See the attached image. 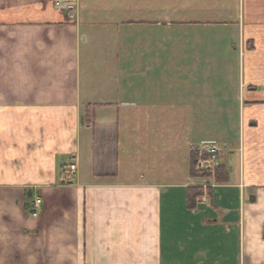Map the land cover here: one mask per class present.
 Wrapping results in <instances>:
<instances>
[{
  "label": "crops",
  "instance_id": "obj_1",
  "mask_svg": "<svg viewBox=\"0 0 264 264\" xmlns=\"http://www.w3.org/2000/svg\"><path fill=\"white\" fill-rule=\"evenodd\" d=\"M0 264H264V0H0Z\"/></svg>",
  "mask_w": 264,
  "mask_h": 264
},
{
  "label": "built area",
  "instance_id": "obj_2",
  "mask_svg": "<svg viewBox=\"0 0 264 264\" xmlns=\"http://www.w3.org/2000/svg\"><path fill=\"white\" fill-rule=\"evenodd\" d=\"M216 142L213 141H203L198 144H194L192 150L195 153V159H194V170L198 174H205L207 177V181H205L206 178L202 179L203 182L198 185L199 187L203 188H211L212 181L214 177V173L216 170V167L218 166V151H220L219 148H217ZM76 173V166L74 164H71L66 171L62 175V181L65 183H70ZM41 204V201L35 200V203L33 205L34 208H39ZM35 211V210H34ZM36 215V212L33 214Z\"/></svg>",
  "mask_w": 264,
  "mask_h": 264
},
{
  "label": "rangeland",
  "instance_id": "obj_3",
  "mask_svg": "<svg viewBox=\"0 0 264 264\" xmlns=\"http://www.w3.org/2000/svg\"><path fill=\"white\" fill-rule=\"evenodd\" d=\"M154 2H155V4H156V6L157 5H159V4H161L162 2H163V0H154ZM144 32L145 31H148V33H150L151 32V35H152V37L153 38H159V37H161L162 35L165 37V38H168L169 39V36L171 35V36H176V37H179L180 36V38L179 39H182L183 37V34H181V35H179V31H180V29L179 28H176V27H174V28H169V29H166L165 31L164 30H162L161 31V33H158V29H156V27L155 26H152V27H150V28H148V29H144L143 30ZM158 34H161V36H158ZM184 35H186V36H189V34H187V33H184ZM163 37V38H164ZM162 38V37H161ZM207 46L206 45H204V49L206 48ZM138 51H139V53H151V52H153L152 50H151V48L150 47H147V48H144L143 49V47H138ZM153 58L156 60V58H155V55H153ZM155 60H152V61H155ZM144 62H146V61H144ZM154 64H155V62H154ZM156 68H160V69H162V68H170V66H166V64H161V63H159V64H157L156 65ZM208 120H211V117H208L207 119H206V121H208ZM206 133H208V132H206ZM213 142H216L215 144H216V146H217V148H219L220 149V151H218V162H219V164H218V166L216 167V170H215V173H214V177H213V181H212V186L211 187H214L215 185H216V183H217V177H218V175H220V173L218 172L219 170V168H220V166H221V164H220V156H221V154H223V153H225V152H227V151H232V152H235L236 151V149H232L231 147H227V145L226 144H223L222 145V143H220V142H217V141H213ZM193 146L194 145H190V147H189V155H190V158H192V167H193V171L195 172V170H194V165H193V163H194V159H195V153L192 151V150H190L191 148H193ZM238 152H240V149H239V151ZM195 174H196V172H195ZM203 175H205V174H203ZM207 176L205 175L202 179H204V178H206ZM201 178L200 179H196L195 181L197 182V184L198 185H200L202 182H203V184L202 185H204L205 183H204V180H202ZM205 181H207V178L205 179ZM200 189H201V191H202V193H204L206 190H208L209 189V187L208 188H205V187H203V188H201L200 187Z\"/></svg>",
  "mask_w": 264,
  "mask_h": 264
},
{
  "label": "trees",
  "instance_id": "obj_4",
  "mask_svg": "<svg viewBox=\"0 0 264 264\" xmlns=\"http://www.w3.org/2000/svg\"><path fill=\"white\" fill-rule=\"evenodd\" d=\"M87 111H86V115H87ZM192 158H190V176L193 178V179H202L205 175L203 174H198L193 171V167H192ZM220 175H218L217 177V180L218 181H223L225 179V177L223 176L225 174V169L220 166V168L218 169ZM202 196V191L201 189H197V188H194L192 190H189V193H188V198H187V207L191 210H194L195 209V204H196V200Z\"/></svg>",
  "mask_w": 264,
  "mask_h": 264
}]
</instances>
